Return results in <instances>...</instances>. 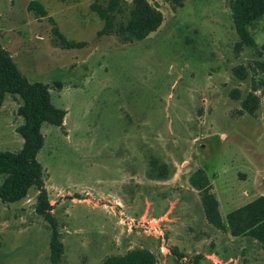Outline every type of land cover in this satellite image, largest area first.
<instances>
[{
    "label": "rangeland",
    "instance_id": "1",
    "mask_svg": "<svg viewBox=\"0 0 264 264\" xmlns=\"http://www.w3.org/2000/svg\"><path fill=\"white\" fill-rule=\"evenodd\" d=\"M38 1L67 39L85 41L61 47L28 0H0L1 44L65 111L61 125L41 124L36 153L63 254L50 261V228L29 188L20 199L0 200V264H100L104 255L138 245L153 251L155 264H264L258 244L224 249L222 237L215 255L193 261L191 239L201 241L199 255L216 244L212 231L194 227L199 194L187 180L196 167L205 170L221 217L264 196L262 100L254 115L237 110L257 76L249 66L264 59V15L250 27L256 46L235 49L230 0H183L175 8L149 0L162 13L160 24L122 43L96 34L102 20L91 0ZM238 63L249 65L244 78L232 71ZM19 102L6 93L0 104V150L21 146ZM150 156L168 165V177L148 175ZM153 216L163 218L162 251L160 238L139 226V218ZM225 253L231 258L220 259Z\"/></svg>",
    "mask_w": 264,
    "mask_h": 264
},
{
    "label": "trees",
    "instance_id": "2",
    "mask_svg": "<svg viewBox=\"0 0 264 264\" xmlns=\"http://www.w3.org/2000/svg\"><path fill=\"white\" fill-rule=\"evenodd\" d=\"M172 8L181 6L183 0H164ZM90 10L102 20L97 35L113 34L122 42H131L143 38L154 30L162 20V13L149 0H91ZM26 8L35 16H46L51 23L50 31L61 47H80L83 40L67 39L48 15L45 7L38 0H28ZM229 10L237 40L235 49L242 46L255 47L256 43L250 32V27L264 15V0H230ZM260 47L264 50V43ZM249 65L238 63L232 66L233 73L238 78H244ZM257 76L251 77L250 88L239 99V113L254 115L262 100L264 114V59H255L249 66ZM258 89L259 93H255ZM16 95L20 102L17 113L22 121L16 126L22 138L17 150H0V200L14 201L23 197L29 188L35 193L34 210L49 225L48 257L51 262H57L63 254V244L59 236L56 219L51 212V204L43 185L42 167L36 158V153L43 143L40 126L43 122L61 125L64 109L55 106L50 101L47 85L40 80H29L17 67L12 56L0 42V104L5 94ZM229 94L238 97L237 89H231ZM148 175L164 179L171 173L168 165L149 157ZM188 183L199 194L200 204L205 219L217 228L227 229L234 236L247 235L256 240L264 248V196L259 194L244 203L227 210L221 217L218 200L210 188L205 170L196 167L187 177ZM153 251L143 245L133 246L120 253L104 255L100 264H155Z\"/></svg>",
    "mask_w": 264,
    "mask_h": 264
},
{
    "label": "crops",
    "instance_id": "3",
    "mask_svg": "<svg viewBox=\"0 0 264 264\" xmlns=\"http://www.w3.org/2000/svg\"><path fill=\"white\" fill-rule=\"evenodd\" d=\"M197 206H198V211H197L198 220H197V222H198L199 225H195V226L193 225V226L196 227V231H198V232H203V229L212 231L213 232V240H214L215 244H216L217 239L222 237L224 239V241H225V244L223 246V247H225L224 249H233V250L237 249L238 248V244H240V243L244 244V245L255 244L256 243V244H258V246L260 248H262L256 240H254L253 238H251V237H249L247 235L234 236V235L229 234L227 229H221V228L215 227L214 225H212L211 223H209L205 219L204 214H203V210H202V207H201V204H200V200L197 201ZM218 209H219V203H218ZM191 218L194 220L193 216H191ZM192 219H190V220H192ZM192 235L193 234L189 235L190 239L194 236V235L193 236ZM200 242H201L200 240H197V241L195 240L194 241V240L191 239V243L188 245V248L193 251V256H192L193 261H195L196 258L199 257V259H200L199 263L203 259H206L208 256L211 257V255H215L214 252L217 251L216 248L218 247V245L216 244V246L214 247V251L213 252H202L201 255H199L200 252H201L200 251V245H201ZM174 248L175 247H173V249ZM225 255H226V257L222 256L221 258L220 257L219 258L220 259H224V258L225 259H230L231 258L230 254H226L225 253ZM216 258H218V256H216ZM212 261L216 262L218 260L217 259H212Z\"/></svg>",
    "mask_w": 264,
    "mask_h": 264
},
{
    "label": "built area",
    "instance_id": "4",
    "mask_svg": "<svg viewBox=\"0 0 264 264\" xmlns=\"http://www.w3.org/2000/svg\"><path fill=\"white\" fill-rule=\"evenodd\" d=\"M165 218V217H164ZM163 219L162 217H141L139 218V226L142 228V231L146 233H150L154 236H157L160 238V244L159 249L162 251L165 250L164 244H163V237H162V231L159 227V220Z\"/></svg>",
    "mask_w": 264,
    "mask_h": 264
}]
</instances>
